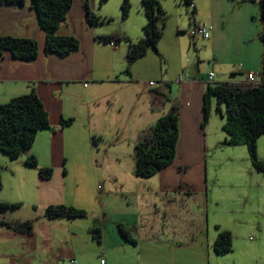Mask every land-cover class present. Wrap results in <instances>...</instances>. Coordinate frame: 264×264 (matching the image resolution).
Segmentation results:
<instances>
[{
  "label": "crops",
  "instance_id": "1",
  "mask_svg": "<svg viewBox=\"0 0 264 264\" xmlns=\"http://www.w3.org/2000/svg\"><path fill=\"white\" fill-rule=\"evenodd\" d=\"M83 2L84 0H73L66 22L58 32L63 36L72 35L80 43L79 49L66 58L44 51L45 34L38 25L35 12L30 8V0H26L23 5L0 6V36L31 38L38 44V56L32 62L14 60L8 52L0 56V104L7 103L13 97L34 92L43 103L50 125L49 129L38 132L31 149L18 159L12 161L0 153V202L20 204V209H29L34 214L18 218L15 214V220L33 221V232L30 235L15 233L0 226V264H48L47 251L39 256L35 254V250H46L54 241H62L58 233L62 232V223L66 221H70L72 226L68 233L73 238L70 246L71 264H110L105 256L116 251L130 256L127 258L131 264H264V250H260L255 244L264 234L260 219L255 226L258 239L254 241L251 236L247 237V232L252 227V218L249 216L254 213L252 206L259 212L258 216L263 218V173H257L251 166L249 180L253 183V189L246 194L239 192L232 198L240 200L235 209L229 205L221 208L218 194V203L214 198L215 185L213 184L211 191L204 184L203 169L186 168L181 172L173 166L178 165L179 160L181 164L197 160L198 164L209 151L211 156L233 151L228 150L231 146L224 143L225 135L221 128L223 120L220 118L222 121L212 124L211 106L208 121L204 129H200L202 98L207 88L205 78L196 80L193 84H170L172 86L167 87L168 96L161 95L160 91L151 93L153 89L147 85L153 79L142 76L154 75V70L148 65L145 68L141 66L143 70L138 72V65L133 61L129 75H124L127 46L124 50H119L118 46L113 50L98 41L100 37L87 21ZM94 3V0L89 1L91 11H94ZM211 31L212 36L207 39V46L215 64L214 49L218 42L213 26ZM256 55L258 52L253 57L255 62H251L244 71L225 66L221 70L226 73H221L219 77L215 75V82L243 81L246 73L260 71ZM184 68L176 71L174 79L182 74ZM210 72L212 71L208 73ZM165 74L161 73V77L156 80L162 82L166 79ZM131 83L142 85L131 97L137 100L142 91L146 94L148 103L151 99L150 106L142 109L144 113L139 112L142 118H138L133 124L135 133H144L173 108L177 112L179 140L175 159L171 165L148 178L136 176L135 168L131 169L124 178L127 184H119L115 188L119 199L113 198V188L106 186L100 172L81 179L80 166L78 179L88 183L81 192L93 202L92 211L87 213L82 209L87 213L85 218L47 220L43 214L49 205L64 204L85 208L64 200L69 177V172L64 167L71 156L70 151L74 152L72 143L76 137L75 132L84 129L83 136L92 135L94 140L100 139L106 125L100 126L101 121L99 125L97 121L109 111L112 112L113 107L119 106V97L128 90ZM167 103L169 107L166 109ZM69 118L74 120L73 123L61 128L60 120ZM262 137L257 140V151ZM30 155L37 160L39 167L55 168L51 179H41L37 170L24 164ZM257 156L264 161L259 153ZM60 159L63 163L59 166ZM113 174L111 179L118 181L117 174ZM205 175L208 181L206 170ZM237 175L242 178L244 173L241 170ZM218 214H223V218H217ZM6 215H2L0 220L10 221L6 219ZM119 224L136 240V245L122 237ZM96 227L101 231L100 242L90 232L91 228ZM220 231L231 234L232 251L242 255L241 257L231 254L218 256L213 252V243ZM82 240L86 247L82 245ZM239 241L246 246L239 247Z\"/></svg>",
  "mask_w": 264,
  "mask_h": 264
},
{
  "label": "rangeland",
  "instance_id": "2",
  "mask_svg": "<svg viewBox=\"0 0 264 264\" xmlns=\"http://www.w3.org/2000/svg\"><path fill=\"white\" fill-rule=\"evenodd\" d=\"M94 1V11H90L96 17L101 18L102 23L90 26L94 28L98 37H120L119 50H124L128 46V41L137 43L143 38L142 28L146 23V19L142 12L141 0H130V8L126 18L122 16L121 11L123 0H108L102 5H100L99 0ZM192 1L193 5H186L184 0H158L167 19L162 29V37L157 44V54L155 51L149 49L143 57L134 61V64L138 65V72L143 70V68H140L141 66L145 68L148 65L154 70V75L142 76L145 79H153L147 85L153 89L151 93L160 91L161 95L168 96L167 87L172 86L170 84L174 79V75L181 67H185L182 69L183 72L194 80L206 78L209 71H212L216 77H219L221 73H226L223 72L224 70H221L225 66H229V68L235 67L236 71H244L253 62L255 52H258V55H256L258 59L257 68L261 70L263 46L259 38L262 27L258 0ZM193 8H195L194 13H192ZM210 20H212L213 24ZM203 24L207 26L210 38L212 36V26L215 28L218 42V45L214 49L216 54L215 64H213L211 50L207 46L209 40H205L201 36L192 38L190 35L191 31L196 29V26ZM104 50L108 52V50ZM161 73H166V79L159 82L156 79L161 77ZM123 74L125 75L124 72ZM153 76L154 78H151ZM141 86L138 83L128 85V90L118 99L119 106L113 107L112 112L109 111L107 115L97 121L98 125L99 121H101L100 126L106 125V130L100 139L94 140L92 135L83 136L84 129L75 132L76 137L72 143V150L74 152L70 151L71 156L64 167L69 172V177L66 181L67 193H65L64 200L84 206L85 208H79L86 210L87 213L92 211L91 205L93 202L81 192L83 188L87 187L88 183L84 180L79 181L78 179V168L80 166L81 179L83 177L90 178L91 173L100 172L99 174L105 179L106 186L113 188V198L115 199H119L118 195L115 194V188L119 184L125 186L127 180L124 178H126L131 169L135 168V145L143 138L144 133H147L149 130L147 129L148 131L146 130L144 133H135V126L133 124L138 118H142V116H139V112L144 113L142 109H146L151 104V99L148 103L146 94L142 91L139 93L137 100L131 97V94H135ZM124 96H127V98L124 99ZM215 105L216 101L212 98V124L213 122L222 121L220 120V116L215 113ZM168 107L169 104L167 103L165 108L167 109ZM221 109L222 111L224 110L223 107ZM88 133L90 132L88 131ZM262 138L257 155L259 153V156L264 159V137ZM228 150L233 151L231 153H215L212 156L210 155L211 151H209L204 154L206 156L205 159L202 158L198 164L197 160L189 161L185 164H181L182 162L179 160L180 164L178 163V165L173 166L181 172L186 168L203 169L204 184H207L208 189L211 188V191L213 184L215 185L214 198L216 200V194H218L221 208L229 205L235 209L240 200H232V198L239 194V192L246 194L250 189H253V183L249 180V173L252 168L248 153L244 147H231ZM63 160H59V166L63 163ZM261 161L264 163L263 160ZM50 168L54 172L55 168ZM205 170L208 172V181H206ZM241 170L244 173L242 178L237 175ZM83 172H85V175ZM113 173L117 174L118 181L111 179L114 175ZM262 178V183L264 184L263 174ZM93 184H91L92 188ZM100 184L105 185L102 182ZM95 190L97 191V187H95ZM216 201L218 203V200ZM146 208L148 209V206ZM252 209L254 213L249 214L250 218H252V227L247 232V237L251 236L252 240L256 241L259 236L256 233L255 226L259 219L261 220V227L264 229V208L262 210L263 218L258 216L259 212H257L255 207L252 206ZM6 214V219L15 220L18 217H28L29 214L33 213L29 209L21 208L16 212L9 211ZM15 214L18 215L17 218ZM217 218L222 219L223 214H218ZM66 222L62 223V232L58 233L62 241H54L46 250L39 248L35 250V254L39 256H42L47 251L48 264H71L69 261L72 259L70 246L73 243V238L68 233L72 226L70 221ZM88 240H90V236ZM255 244L260 250H264V234L260 236ZM82 245L86 247L84 240H82ZM243 246H246L245 243L239 241V247ZM238 252L240 251L238 250ZM228 254L233 256L239 255L235 251ZM239 256L241 257L242 255ZM105 257L110 264H131L127 258L130 256L126 253L116 251L115 253H108Z\"/></svg>",
  "mask_w": 264,
  "mask_h": 264
},
{
  "label": "trees",
  "instance_id": "3",
  "mask_svg": "<svg viewBox=\"0 0 264 264\" xmlns=\"http://www.w3.org/2000/svg\"><path fill=\"white\" fill-rule=\"evenodd\" d=\"M25 1L0 0V6L23 5ZM106 1L108 0H99V3L102 5ZM72 3L73 0H30V8L35 12L38 25L45 34L44 51L46 53H55L60 58H66L79 49L80 43L76 37L58 34L59 29L66 22L67 13L71 9ZM184 3L193 5L192 0H184ZM258 3L262 27L259 36L263 46L262 67L260 71L253 72H260V77L255 82H248L246 73L243 81L216 83L215 74L213 72L208 73L204 80L207 88L202 98L200 129L203 130L208 121L211 99L214 98L216 101L215 112L223 120L221 128L225 135L224 143L231 147H245L253 169L257 173L264 174V163L257 156V140L264 136V0H258ZM83 4L88 23L92 26L101 24L102 19L90 11L88 0H84ZM129 8L130 0H123L121 11L124 18L127 17ZM141 8L146 19L142 28L144 36L137 43L128 41L127 66L124 70L126 75L130 73L131 62L143 57L149 49L157 54V44L162 37V29L167 19L158 0H141ZM194 12L195 8L192 9V13ZM201 26L207 28L205 24ZM201 26H196L194 31ZM194 31L190 33L192 38L200 36ZM98 41L107 46L114 43L116 49L121 38L106 36L98 38ZM4 52H8L14 60L32 62L38 56V44L31 38L0 36V56ZM209 74L213 75L212 79H209ZM195 82L196 80L182 73L173 79L171 84L181 86ZM73 121L72 118L60 120L59 125L61 128H66ZM49 128L48 114L43 103L34 92L11 98L7 103L0 104V153L9 160L18 159L31 149L38 132ZM148 130L135 145V175L144 178L155 175L159 170L171 165L175 159L179 140L178 114L175 109L173 108L161 116ZM24 164L37 170L39 177L43 180H49L53 175L51 168L39 167L37 160L31 155L25 159ZM1 187L0 167V189ZM19 209L20 204L0 202V217L9 211ZM86 215L87 213L82 209L57 204L47 206L44 209L43 217L49 221L56 219L73 220L84 218ZM0 226L15 233L30 235L33 232L32 220H0ZM118 228L127 242L136 245V240L131 237L122 224H119ZM90 232L100 242V228H91ZM213 252L216 255L232 252V238L229 232L220 231L218 233L213 243Z\"/></svg>",
  "mask_w": 264,
  "mask_h": 264
},
{
  "label": "built area",
  "instance_id": "4",
  "mask_svg": "<svg viewBox=\"0 0 264 264\" xmlns=\"http://www.w3.org/2000/svg\"><path fill=\"white\" fill-rule=\"evenodd\" d=\"M196 32H197L198 35L202 36L204 39L209 38V32H208V29L205 26H201L196 31H194V33H196ZM109 46L113 50L115 49V44L114 43H110ZM246 76H247L246 77V80L248 82H255V81L258 80L257 78L260 77V72H250V73H247ZM212 77H213V75L212 74H209V79H212Z\"/></svg>",
  "mask_w": 264,
  "mask_h": 264
}]
</instances>
